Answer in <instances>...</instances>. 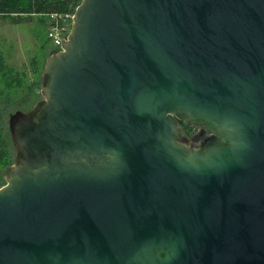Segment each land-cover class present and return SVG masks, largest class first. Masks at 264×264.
Listing matches in <instances>:
<instances>
[{
    "label": "water",
    "instance_id": "95a60500",
    "mask_svg": "<svg viewBox=\"0 0 264 264\" xmlns=\"http://www.w3.org/2000/svg\"><path fill=\"white\" fill-rule=\"evenodd\" d=\"M41 94L0 264H264V0H82Z\"/></svg>",
    "mask_w": 264,
    "mask_h": 264
},
{
    "label": "rangeland",
    "instance_id": "374dc122",
    "mask_svg": "<svg viewBox=\"0 0 264 264\" xmlns=\"http://www.w3.org/2000/svg\"><path fill=\"white\" fill-rule=\"evenodd\" d=\"M51 21L42 16L21 24L5 23L0 19V96L8 106L4 125V133L8 137L11 133L10 116L19 111L30 112L43 99L42 74L48 57L59 49L48 36ZM34 64L39 68L38 75L33 73ZM34 81L37 83L35 86ZM182 131L185 137H192L189 130L182 128ZM191 140L194 148L202 142L200 139ZM11 151L17 159V153Z\"/></svg>",
    "mask_w": 264,
    "mask_h": 264
},
{
    "label": "trees",
    "instance_id": "16d2710c",
    "mask_svg": "<svg viewBox=\"0 0 264 264\" xmlns=\"http://www.w3.org/2000/svg\"><path fill=\"white\" fill-rule=\"evenodd\" d=\"M82 0H0V19L5 23L21 24L30 21L35 16L48 17L53 25L52 16H60L74 12ZM39 68L33 65L34 75H38ZM37 83L34 81L33 85ZM8 106L7 101H3L0 96V188L5 185L6 173L11 165L15 162L13 150L17 153L11 133L9 137L4 133V125ZM183 129L189 130V126L180 122ZM8 137V138H7Z\"/></svg>",
    "mask_w": 264,
    "mask_h": 264
},
{
    "label": "built area",
    "instance_id": "2783aa9c",
    "mask_svg": "<svg viewBox=\"0 0 264 264\" xmlns=\"http://www.w3.org/2000/svg\"><path fill=\"white\" fill-rule=\"evenodd\" d=\"M75 16V11L60 15L52 16L54 22L52 27L49 29L48 36L54 45L59 47L58 51L61 49V45L68 38L73 25V19Z\"/></svg>",
    "mask_w": 264,
    "mask_h": 264
},
{
    "label": "flooded vegetation",
    "instance_id": "af4514ba",
    "mask_svg": "<svg viewBox=\"0 0 264 264\" xmlns=\"http://www.w3.org/2000/svg\"><path fill=\"white\" fill-rule=\"evenodd\" d=\"M188 129H189V133L192 137L189 138L188 136H186L187 144L193 148L195 146L193 145V143L190 142V139H192L191 141H197L198 139L203 141L206 137L210 136V133L201 127L189 126Z\"/></svg>",
    "mask_w": 264,
    "mask_h": 264
}]
</instances>
